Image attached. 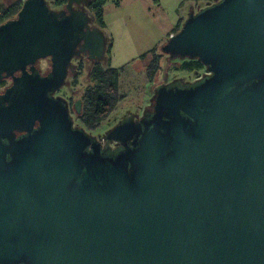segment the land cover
<instances>
[{
	"label": "water",
	"instance_id": "95a60500",
	"mask_svg": "<svg viewBox=\"0 0 264 264\" xmlns=\"http://www.w3.org/2000/svg\"><path fill=\"white\" fill-rule=\"evenodd\" d=\"M89 1L0 24V264H264V0L191 9L160 50L204 72L101 135L53 95L72 56H103Z\"/></svg>",
	"mask_w": 264,
	"mask_h": 264
},
{
	"label": "rangeland",
	"instance_id": "374dc122",
	"mask_svg": "<svg viewBox=\"0 0 264 264\" xmlns=\"http://www.w3.org/2000/svg\"><path fill=\"white\" fill-rule=\"evenodd\" d=\"M15 1L0 0V9ZM210 0H105L102 7L103 26H98L106 36V54L102 66L118 68V90L122 99L118 101L109 117L91 134L101 135L104 129L114 124L123 114L133 112L148 103L153 88L164 81L181 78L194 80L202 71L188 72L179 69L182 59H168L160 50L161 45L175 33L191 9L197 10ZM47 2L56 8L55 0ZM93 16V12L88 10ZM158 55V70L152 79L145 71L143 54ZM91 63L82 61L80 73L68 77L73 84L72 96L80 98L90 84L88 73Z\"/></svg>",
	"mask_w": 264,
	"mask_h": 264
},
{
	"label": "trees",
	"instance_id": "16d2710c",
	"mask_svg": "<svg viewBox=\"0 0 264 264\" xmlns=\"http://www.w3.org/2000/svg\"><path fill=\"white\" fill-rule=\"evenodd\" d=\"M66 0H55L57 4H62ZM105 0H90L88 8L93 12L95 21L103 26L102 7ZM21 1H15L5 9L1 8L0 20L9 17L17 12ZM147 54H143L141 58ZM179 69L188 72H199L204 69L197 60L182 59ZM158 70V55L151 54V60L145 67L146 76L152 79ZM90 84L84 89L82 98V111L79 116V124L89 131H95L100 124L106 120L112 110L122 99V94L118 90L119 70L109 65L102 66L94 64L88 73Z\"/></svg>",
	"mask_w": 264,
	"mask_h": 264
},
{
	"label": "flooded vegetation",
	"instance_id": "af4514ba",
	"mask_svg": "<svg viewBox=\"0 0 264 264\" xmlns=\"http://www.w3.org/2000/svg\"><path fill=\"white\" fill-rule=\"evenodd\" d=\"M66 1L62 4H57L55 2V5L57 6L56 8H53L49 3H48V6L51 8V9H54V10H60L64 7ZM89 4V3H88ZM88 4H85L84 5V10L86 13H88V15L90 16V19H91V26H96V21H95V18L94 16H92L88 10H90L88 8ZM10 6V5H9ZM21 6V4H20ZM19 6V8H20ZM8 7V6H7ZM5 7V8H7ZM73 7L74 8H79L80 5H76L73 3ZM5 8H2V9H5ZM18 8V10H19ZM17 10V12H18ZM16 12V13H17ZM92 12V11H91ZM0 13H1V9H0ZM16 13L10 15L9 17L7 18H4L3 20H0V24L5 22L6 20L8 19H11V18H14L16 16ZM95 21V23H94ZM98 27V26H96ZM99 28V27H98ZM103 32V31H102ZM104 33V32H103ZM105 35V34H104ZM106 36H105V50H104V53H103V56L100 60L98 61H93L91 59L88 58V53L87 51L86 52H80V54L78 56H72L71 60H70V65L72 66L73 70L70 69V67L67 68V73H66V77H65V82L64 84L58 88L55 92H54V96H59V97H62L65 99L66 101V104H67V108H68V112H69V115L72 117V120H73V125L75 126H81L83 127L82 125L79 124V116L81 114V111H82V98H78V97H73L72 94L74 92V88H73V84H70V82L68 81V77H75L77 76L78 73H80L81 71V67H82V61L84 59H86L88 62H90L92 65L91 67L96 64V63H99L101 62V60L104 58V55L106 54V48H107V51H108V47H109V44L108 46L106 45ZM77 48H79V46H77ZM145 60V67L147 66V64L149 63V61L151 60V56H148L146 55L145 57L141 58V60ZM33 66L38 70V72L41 74V75H44L46 74L47 72H49L51 70V59H50V56H46V57H40L38 58ZM25 69L29 72L30 71V64L26 65ZM91 69V68H90ZM89 69V70H90ZM21 74V70H17L13 73V75L17 76V75H20ZM12 77L11 76H7V77H2L0 78V94H2L6 88H8L11 84H12ZM150 104V98L148 100V103L145 104V106L143 105L142 108H139L138 110L136 111H133V112H128L127 114L129 115H133V116H139L141 115L142 111L148 107ZM126 115V114H125ZM84 128V127H83ZM85 129V128H84ZM86 131L88 132H92V131H89L87 129H85ZM96 135V134H95Z\"/></svg>",
	"mask_w": 264,
	"mask_h": 264
},
{
	"label": "built area",
	"instance_id": "2783aa9c",
	"mask_svg": "<svg viewBox=\"0 0 264 264\" xmlns=\"http://www.w3.org/2000/svg\"><path fill=\"white\" fill-rule=\"evenodd\" d=\"M201 71H202V72H201V74H202V73L204 72V69H203V70H201ZM201 74H200L198 77H200V76H201ZM198 77H197V78H198Z\"/></svg>",
	"mask_w": 264,
	"mask_h": 264
}]
</instances>
